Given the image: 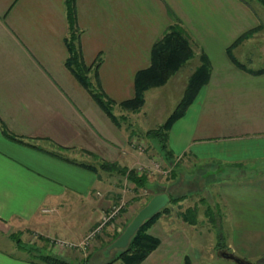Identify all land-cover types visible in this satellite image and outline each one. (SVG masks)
<instances>
[{
	"label": "crops",
	"instance_id": "crops-1",
	"mask_svg": "<svg viewBox=\"0 0 264 264\" xmlns=\"http://www.w3.org/2000/svg\"><path fill=\"white\" fill-rule=\"evenodd\" d=\"M77 16L85 60L91 64L102 56V84L117 103L134 96L135 75L150 65L153 44L179 22L193 44L196 68L206 54L211 75L169 130L174 157L238 167L264 162V72L252 73L264 68V2L77 0ZM68 33L66 0H0V118L9 131L43 148L8 139L0 125V264H45L24 255L26 250L17 245L13 233L22 241L38 233L39 249L70 261L76 253L57 249L55 242L80 244L103 223L121 186L99 170L77 164L91 163L84 153L130 168L135 167L128 163L133 158L147 161L129 149L123 125L118 127L107 116L67 68ZM231 54L246 69L237 66ZM256 176L260 188L251 190L263 201L264 172ZM248 177L241 178V186L258 187L247 185ZM224 179L230 181L224 176L213 183L226 184ZM167 186L160 182L157 191L168 190ZM263 208L260 205V216ZM168 215L151 227L161 244L142 264H207L219 255L214 243L213 248L201 245L196 253L183 236V227L158 232L172 218ZM241 216L236 210L229 216L235 231L231 234L243 237L231 238L228 251L250 264H261L264 242L251 247L248 240L264 235V227H249ZM237 249L250 253L241 256Z\"/></svg>",
	"mask_w": 264,
	"mask_h": 264
},
{
	"label": "rangeland",
	"instance_id": "rangeland-1",
	"mask_svg": "<svg viewBox=\"0 0 264 264\" xmlns=\"http://www.w3.org/2000/svg\"><path fill=\"white\" fill-rule=\"evenodd\" d=\"M100 57L102 58V56ZM196 63L197 57L194 56L175 73L165 85L147 91L145 95V105L140 111L132 112L123 109L118 103L115 104V114L118 116H126V119L122 121V129L125 136L128 137L129 149L137 153V156H143L145 159L147 158V161L150 160L149 164L147 161L142 163L137 162L134 158L132 163L136 161V164L127 161L130 166H135L134 168L137 169L139 173H146L148 175V187L137 190L136 186L131 181L117 171H114V174L111 175L109 174L110 171L99 169L100 174L103 175L105 179L113 183H120V192L114 193L115 196L113 195L110 206V210H113L115 207H117V209L120 207V210L115 214L114 220L111 221L112 223L109 222V220L108 224L103 225L97 234L93 235L92 238L90 237V239L87 238L90 233L98 229L102 223L100 225H95L92 231L86 235L85 239L87 242L85 245H83L85 240L78 244L79 246H69L67 244L62 246L60 244L57 245L55 242V247H57V249H69L72 253H76V256L70 260L72 264H106L108 259L118 254L119 250L113 249L109 252L108 257H106L109 239L114 231H118V227H120L119 232L125 229V226L136 213L148 202L147 199L149 195H151V192L158 190L157 184L160 182L168 185L167 189L172 195L176 197L188 195V197L181 201V203L169 204L171 209L165 214H169L168 216L172 218L168 220V223L164 224L165 228L161 227L160 229L158 227V232L166 231L173 225L183 227L185 229L182 230L183 236H185L188 243L191 245L193 244L196 253L199 252L201 245L206 244V247H212L213 243L215 245V250L218 251V244L220 242L221 244L225 243L226 250H229L227 244L231 238L238 236L243 237L242 234H231L234 230L231 229V225H229L231 223V218H229V216L233 210L241 212L242 216L239 219L248 223L247 225L249 227L253 224L264 227V215L260 216L259 213L260 205L262 208L264 207V200L259 201L257 197L254 196L255 192L251 190V188H260L258 184L260 178L256 175L260 172H264V162L247 163L238 167L218 161L212 162L208 159L198 160L191 156L182 160L175 157H173L172 160H167L160 150L158 139L146 134L149 130L156 129L162 125L177 107L183 97L189 78L196 68ZM126 154L129 155L128 152ZM126 154L124 151L125 156H127ZM82 156L83 158L89 159V162L98 166L101 163V161H99L100 159L95 155L84 153ZM255 165H257V167ZM173 172H176V176H173ZM246 174L249 177L245 183L247 185L256 183L258 187L253 185H249L248 187L241 186L244 185L241 178L245 177ZM224 176L230 179V181L224 179L228 184H224V182L218 185L214 184L215 181L222 179ZM238 184L239 186L237 187L236 185ZM108 189L107 187V190ZM245 191H247V194H243ZM234 193H237V196ZM235 196V201L231 200L232 197ZM202 199H205V202H203ZM195 205L199 207L198 223L193 225L182 222L180 213L185 211L188 207ZM208 207H211L214 211L210 213V215L207 214ZM24 239L25 241H22V243L28 249L31 247L39 249L38 233H32L31 236H25ZM256 242H264V235L256 237L251 236L248 240L251 247L258 245ZM212 248H210V250ZM12 250L15 251L16 249ZM40 251L43 254L50 253L45 248L40 249ZM220 251L221 250L218 251L219 255L217 254L215 259L211 262L209 261L207 264H238L232 259L222 257ZM23 253L24 255H30L28 251ZM236 253L241 256L245 254L246 256V253L248 254L250 251L237 249ZM86 259H88V261H86ZM261 264H264V261H262Z\"/></svg>",
	"mask_w": 264,
	"mask_h": 264
},
{
	"label": "trees",
	"instance_id": "trees-1",
	"mask_svg": "<svg viewBox=\"0 0 264 264\" xmlns=\"http://www.w3.org/2000/svg\"><path fill=\"white\" fill-rule=\"evenodd\" d=\"M260 1L264 2V0ZM66 7L69 25V33L66 38L69 55L66 60V66L74 75V77L79 81V83L89 92V94L99 105V107L107 114V116H109V118L118 127H121L122 121L126 119V116H118L115 114L114 106L117 102H115L104 90L100 76V67L103 61L102 58L99 56L91 64L87 63V61L85 60L81 43L82 31L79 28L78 24L77 0H66ZM229 52L231 51L229 50ZM194 56L195 50L193 44L184 27L179 22L172 24L153 44L150 54V65L147 68L141 69L136 73L134 96L118 104L125 110H130L132 112L140 111L146 102V92L152 88L165 85L169 81V79ZM231 58L237 66L246 69L245 65L236 60V58L232 54ZM200 60L201 64L194 70V72L190 76L183 97L181 98L177 107L162 125H160L156 129L149 130L146 133L148 136L158 139L160 150L167 160H172L174 157L168 145L169 130L178 119L186 114L189 106L195 100L200 89L208 82L211 75V62L208 56L206 54H202L200 56ZM261 72H264V68L252 73ZM0 125L2 127L3 134L8 139L43 150V148L33 143L32 139H26L23 136L9 131L6 124L1 118ZM50 153L64 158L62 155H59L56 152L51 151ZM66 160L75 162L67 158ZM77 164L95 172H98L99 168L110 172L117 171L118 173L126 177L129 181L134 183L137 190L148 187L147 185L149 179L146 173H139L135 168L121 166L118 162L102 160L99 167L93 163L86 162ZM173 176H176V172H173ZM161 192L169 193L171 197L170 203L172 204L180 203L188 197V195H181L176 197L165 189L154 191L151 195H149L147 200L149 201V199L153 195ZM202 200L203 202H205V199ZM170 209L171 207L168 205L155 217L147 220L132 237L128 247L125 249H120L118 251V254L106 261V264H112L117 260H121L123 264H142L147 259V257L161 244V239L150 232L151 227L163 214L168 213ZM110 212L111 210L107 212V214H109ZM213 212V209H211V207H208L207 214L210 215V213ZM198 213L199 207L198 205H195L192 207H188L185 211L181 212L180 215L183 221L188 224L195 225L199 221ZM113 220L114 218L109 222ZM106 224H108V222ZM120 234L121 232L115 231L109 239L107 246H109L110 243L115 240ZM12 238L20 248L30 252L31 256L36 257V259L45 264H72L71 261H67L65 258H62L60 256L50 253L43 254L41 253L40 249H37L35 247H31L30 249H28L22 243L19 233H13ZM218 249H226V244H221L220 242L218 244ZM86 261H88V259H86Z\"/></svg>",
	"mask_w": 264,
	"mask_h": 264
},
{
	"label": "water",
	"instance_id": "water-1",
	"mask_svg": "<svg viewBox=\"0 0 264 264\" xmlns=\"http://www.w3.org/2000/svg\"><path fill=\"white\" fill-rule=\"evenodd\" d=\"M171 202V197L167 192H161L153 195L149 201L136 213L132 220L128 223L121 234L113 240L107 247L106 257L113 249H125L128 247L132 237L136 234L138 229L149 219L155 217ZM220 255L224 258L232 259L238 264H250L244 259L236 256L234 253L226 249L220 251Z\"/></svg>",
	"mask_w": 264,
	"mask_h": 264
},
{
	"label": "built area",
	"instance_id": "built-area-1",
	"mask_svg": "<svg viewBox=\"0 0 264 264\" xmlns=\"http://www.w3.org/2000/svg\"><path fill=\"white\" fill-rule=\"evenodd\" d=\"M116 208V209H115ZM113 210H111V212L109 214H107L103 220V223L101 224L100 227H98V229H96L95 231H93L92 233H90V235L87 237L90 239V237L92 238L93 235L97 234V232H99V230L102 228L103 225H105L109 220H111L112 218L115 217V214L120 210V207L117 209V207H115ZM88 240V239H87ZM86 239L85 241L83 242V245L86 244ZM57 245H69V246H72L73 244H70V243H65V242H61V241H57L56 242ZM76 246H79L78 244ZM82 246V245H81Z\"/></svg>",
	"mask_w": 264,
	"mask_h": 264
}]
</instances>
